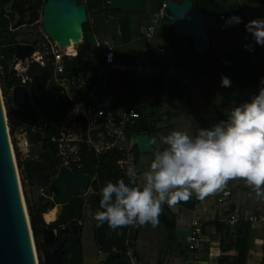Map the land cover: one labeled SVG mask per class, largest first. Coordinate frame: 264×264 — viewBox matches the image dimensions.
I'll return each instance as SVG.
<instances>
[{
  "label": "trees",
  "instance_id": "obj_1",
  "mask_svg": "<svg viewBox=\"0 0 264 264\" xmlns=\"http://www.w3.org/2000/svg\"><path fill=\"white\" fill-rule=\"evenodd\" d=\"M79 5H84L87 8L90 21L83 26L84 34L82 37H77L80 46L79 54L76 51L71 52L70 47L68 54L65 55L66 71L71 74L85 72L87 68V60L90 61L92 47V36L98 31L95 26V21L98 16L103 15L104 18L117 17L120 41L123 43L131 40L132 26L129 20L130 14L121 13L110 9V0H77ZM149 0H145L146 10ZM183 0H175L182 2ZM193 9L202 13L205 16L207 25L208 45L209 48L203 54H196L193 43L191 46H184L182 43L186 37H177L174 32V26L167 31L170 40L168 41L170 49L175 56L178 57V63L181 60H193L195 66L199 69V77L196 83L198 91L204 100L202 107H193L200 126L210 128L214 124L227 120V114H223L218 109V106H212L209 102L210 92L213 88L228 90L238 94L252 92L257 95L259 92L260 81L264 78V52L263 47L256 45L253 38L246 31L245 25L252 20L264 18V0H239L241 8L239 10H230L227 8L225 0H192ZM163 0L156 2L155 13H159ZM44 0H0V87L2 96L5 101L8 123L11 127L10 133L13 135L16 128L19 126L33 125L43 118L47 122L45 132L43 134L28 131V136L33 142H37L40 147L37 159L27 158L21 159L17 151V167L20 172L21 184L23 189L24 200L27 208V213L30 220V226L38 253L50 250L56 243L57 239L52 244L43 242V231L47 228L59 227L60 225L73 223L77 220L78 223L82 220L86 202L83 197L84 193H80L77 197L72 198L66 205L62 206L61 215L51 226H47L43 221V214L55 207V202L45 199L40 194V189H43L49 195L56 196L57 191L51 186L52 182L57 177L59 170L64 168L62 157L57 151V144L52 142V138L58 135L59 125L71 107V102L61 95L59 88L53 83L49 77V85L46 88L45 94L40 98L38 105L35 106H19L16 107L12 102L11 90L19 85H22L21 78L13 71V61L15 56V47L19 44H30L35 49L39 48L37 42L25 43L19 42L17 30L21 27L37 26L35 23L40 18L41 8ZM145 13V12H144ZM240 14L243 16L245 23L231 30H220L218 28L219 15L221 14ZM169 22L170 19L165 17ZM214 25V29L212 27ZM10 28L14 29L11 31ZM217 36L216 43L212 41V34ZM248 38V39H247ZM43 39V38H42ZM253 42L256 45V55L252 59L246 45ZM59 47V44L55 45ZM115 52V51H114ZM115 54V53H114ZM145 55L148 62L156 69V73L151 76H136L132 72L123 73L119 69L108 68L104 77H99V83L105 82L108 93H125L128 95H136L143 92L149 96L160 95L164 102L168 105V109H160V115L156 117V123L149 126L148 112H141L139 102L135 100L130 102V107L134 108L139 113V118L134 125H130L125 129L126 138L132 135L138 136L148 134L153 143V155L156 151H162L166 145L161 143V136H167L171 128V118L178 110L177 101L184 93L189 91L190 83H184L176 77L170 76L166 62H162L155 55V49L151 43L145 41ZM134 63V61H133ZM100 64H104L100 61ZM98 70V66H95ZM45 69L39 64L32 62L29 64L26 71V76L32 78L35 75H40ZM48 74L50 75V71ZM182 72H187L191 75L192 71L186 70L183 65ZM226 76L231 81L230 87L221 86V77ZM92 81L95 78H91ZM192 80V79H191ZM192 83V81H191ZM29 84V83H27ZM209 88V91H207ZM124 99H119V102ZM188 103L189 100L187 99ZM191 104V103H190ZM120 106H123L121 104ZM117 105L112 106V111L116 112ZM173 110V114H172ZM164 118V120L162 119ZM164 121V124H162ZM166 122V124H165ZM16 126V128H15ZM138 147L134 145L130 151L126 149L113 148L99 155L89 148L86 144H80V168H71V171L88 175L91 179L90 188L93 193L88 196L89 212L93 215L99 209V201L101 199L100 189L109 181L113 182L117 179L128 180L127 174L120 169L119 162L127 161L129 157L133 158V163L138 160ZM130 180V179H129ZM134 186H138L135 180ZM207 197V196H206ZM216 210L214 221L204 222L202 224L203 232L208 230L214 231L220 238V256L216 259L217 264H246L249 250V231L251 224L241 220L230 228L227 224L220 222L223 217L224 205L220 200L221 194L213 192L208 195ZM199 198L192 195L187 201H181L175 206L180 207V211H193L198 204ZM161 208L171 218V225L164 227L160 222L157 224L165 230V244L169 245L178 240L177 224L179 219L176 215L170 216V207L164 203ZM257 216L264 215V204L260 211L256 212ZM259 214V215H258ZM243 218L244 215L240 213ZM185 227L190 225V221H185ZM80 234L82 225H80ZM150 226H125L116 231L110 229L105 222L100 227H97L95 221V240L99 248L108 256L103 264H127L129 257L128 251L132 248V242L137 241L140 230ZM60 229V228H58ZM133 229L132 233L129 231ZM61 241L64 245L65 254L63 257L64 264H80V251L74 242V237L68 233L61 235ZM188 249V248H187ZM194 252V251H190ZM40 264H43L40 262ZM264 264V259L262 261Z\"/></svg>",
  "mask_w": 264,
  "mask_h": 264
},
{
  "label": "clouds",
  "instance_id": "obj_2",
  "mask_svg": "<svg viewBox=\"0 0 264 264\" xmlns=\"http://www.w3.org/2000/svg\"><path fill=\"white\" fill-rule=\"evenodd\" d=\"M245 28L256 45L264 46V18L249 21ZM260 85L258 94L233 107L226 121L199 128L194 136L179 130L161 136L166 147L154 153L149 170L142 173V187L124 179L107 182L100 189L101 210L93 213L97 227L105 222L113 231L155 227L162 204L172 207L193 194L203 199L236 178L264 200V78ZM221 86L230 87V79L222 76Z\"/></svg>",
  "mask_w": 264,
  "mask_h": 264
},
{
  "label": "water",
  "instance_id": "obj_3",
  "mask_svg": "<svg viewBox=\"0 0 264 264\" xmlns=\"http://www.w3.org/2000/svg\"><path fill=\"white\" fill-rule=\"evenodd\" d=\"M110 9L121 13H141L145 0H110ZM164 11L172 20L177 37H190L196 54L208 50V34L205 16L193 9L192 0L169 2ZM88 23V12L77 0H47L43 7L42 26L53 44L72 39L74 43L84 34L83 26ZM35 48L30 44L15 47V58L19 61L29 59ZM45 56V50H42ZM49 85V74L45 69L40 75L31 78L28 85H19L12 89V102L16 107L37 106ZM153 119L149 120L151 127ZM136 146L142 154L153 152L152 141L148 134L136 137ZM126 183L130 180H125ZM115 183V181H113ZM88 175L79 174L68 168H62L51 186L57 191L54 198L56 205L64 206L72 198L90 188ZM62 224L59 230L47 228L43 231V242L52 244L53 248L43 252V264H64L65 254L61 235L68 233L80 251V226L77 220ZM159 222L169 227L170 220L161 208ZM51 226L52 223H45ZM34 238L30 220L21 194L17 167L15 165L10 143L5 110L0 93V264H37L35 258Z\"/></svg>",
  "mask_w": 264,
  "mask_h": 264
},
{
  "label": "crops",
  "instance_id": "obj_4",
  "mask_svg": "<svg viewBox=\"0 0 264 264\" xmlns=\"http://www.w3.org/2000/svg\"><path fill=\"white\" fill-rule=\"evenodd\" d=\"M157 1L158 0H149L148 1L147 12L142 14L143 15V17H142L143 21H146V23L150 22V19L154 18V16L157 14V13H155V10H154V9H156V2ZM225 2H226L225 6L227 8H229L230 10H239V8H241V4H240L239 0H225ZM141 13H126V14H130L129 20L131 21L132 29H133V26L135 25V23L140 19ZM109 18H112V17H109ZM206 27H207V25H206ZM212 27L214 29L215 26L212 25ZM119 33H120V30H119ZM145 35L146 34H143V33L140 35V37L136 36V35L134 37L132 35L131 40H129L125 43L120 41L118 47H116L114 50L115 51L114 52L115 53V63L113 66H111V68L119 69L123 73L132 72L136 76H147V75L140 74L137 71V64H136V63H138L139 60H141V59L143 60V58H145V61L147 60L146 55H145V41L147 39H146ZM249 35L251 36L250 33H249ZM216 40H217V36L213 33L212 34L213 43H216ZM139 41L144 43L143 44L144 47L142 48V50L140 52H138V47H137V49L135 47V50L133 48V46H135L136 42H139ZM147 41L149 43H151V41H149V40H147ZM77 44H79V42H77L75 45L77 46ZM249 45L251 46V51L249 52L250 57L252 59H254L255 55H256V49H257L256 45L253 42H249ZM120 48H124V50H125L124 52H126L127 55L129 54L128 57L134 56L132 58L133 60H131V61H134L133 66H132L133 69H132V67H131V70L125 69L126 64L123 65L120 63V62H122L120 60V54H119ZM61 50L63 51V49H61ZM65 50H67V49L65 48ZM73 52L74 51H72V53ZM263 52H264V47H263ZM64 54L66 55L68 53L64 52ZM69 54H71V53L69 52ZM155 55L157 57H159L157 54H155ZM100 61L103 62V56H101L100 59H98L97 64L95 65V66H98V68H99L98 70H96L95 66L92 65L90 63V61L87 60L86 71L82 72V73L86 76L91 77V78H96L98 75H102L100 77H104V74L106 71V70H104V67H107V66L105 64H100ZM181 61H182L181 63H178V57L174 56L173 57V67L168 68V71L175 74L176 76L174 75L173 77H176L177 79H180L177 76H178V74L182 73L181 70L183 69V65L186 67V70L192 71V67L190 66V64L187 65V63L183 62V61H187V60H181ZM146 62L148 63V60ZM125 63H128V62H125ZM134 64H136V65H134ZM107 68H110V67H107ZM134 70H136V71H134ZM183 73H185L188 77L191 76L187 72H183ZM192 73L193 72H191V74ZM169 75L172 76L170 73H169ZM190 82L191 81H189V83ZM192 84L190 83V87H189V91H188L189 92L188 94L189 95L191 94V96L195 94V90L197 92H199L195 88L196 83H194L192 81ZM99 91H101L100 95L117 97L119 105L124 104V103H128V105L130 106V102L134 101V97H133L134 94L133 95H128L125 93H110L109 94L108 90L106 88L105 82L101 83ZM139 94H143V92L140 91ZM143 95H145V94H143ZM187 98L189 100V97H187ZM119 99H124V101L122 100V102H119ZM201 101L192 100L191 104L193 105V107H202L204 105V100H201ZM243 103L244 102H241L239 104L236 103L233 107L241 105ZM211 105L213 107L215 105L218 106V103L213 102V103H211ZM177 111H175L176 114L173 115V130H180V127L183 125L179 122L181 119V117H179L180 111L179 112H177ZM189 113H193L192 115H193L194 122L192 124L189 123L190 124L189 129H191V131H190V133L188 132V135L194 136L196 134L197 129L203 128V127H202V125L200 126L194 109L192 111H190ZM149 116H150L149 120L153 119L154 123L157 122L158 119L154 118L152 116V114H149ZM162 119H164V118H162ZM149 120H148V123H149ZM153 121H152L151 127L154 124ZM189 124H187V125H189ZM18 136L19 135H17V137ZM22 136L23 135H21V137ZM136 137L137 136L132 135L130 138H126L124 144L126 146L127 151H130V149H132V147L134 145H136ZM25 138L27 139L28 146L26 147L23 144H21L20 146L17 147L21 159H27V158L37 159L38 155H39V151H40L39 144L37 142H33L31 140V138H29V136H27ZM152 145H153V143H152ZM149 159H151L150 162H152V160L154 159L153 152L149 153V154H142L139 152L138 160H137L136 164L133 163V158L129 157L128 160L124 161V164L120 166V169L125 171V173L127 174V177L130 179V181H131V179L135 180L137 182L138 186H141L144 183V181L141 182V180H143L142 173L145 172L146 170H149V167L146 168V170H137L136 169V170H134V173L132 172L133 175H131V176L128 175V173L130 172V167H132V166L135 168L138 165L143 166V164H145L144 166H146V163H148ZM225 185H227L230 188V191L228 194L223 193L224 192L223 187L221 189L215 191L216 194H221L219 202L221 201L223 204L225 203L224 205H226L225 208L223 209L224 215H223L222 219L225 217V214H226L225 211L227 209L229 210L230 213H236V214L242 213L244 216L254 215L256 217H264L263 214H260V215L258 214L259 216H257V214H256V212H258V211H260V209H262V206L264 204V200L256 197L255 193L252 191V189L249 186H247L245 184L244 180L239 179V178L232 179V180H229ZM193 195L196 196L195 194H193ZM221 199H223V200H221ZM56 206H58V205H55V207ZM55 207L53 209L48 210V211L49 212L53 211L55 209ZM61 212H62V206H60L59 214L57 215V217H55L54 219H52L51 221H48V222L45 219H43L44 223H53L61 215ZM188 212L196 213V214L190 215V217H189V216H187L189 214ZM44 214H46V212ZM87 214L88 215H85V211H84L82 220L79 222V224L82 225V231H83V227L85 224H87V223L93 224L94 242H95V245L97 246V249H98L97 253L101 256H104V261H102V263H101V264H103V262L106 261L108 255L105 252H103L99 248V246L97 245L96 240H95V220L93 219V215L91 213H87ZM165 214L168 217V219L170 220V225H171V218H169V215L166 212H165ZM173 215H176V217L178 219H180V217L184 215L185 218L188 221H190V225L185 227V229H184V231H185L184 236L182 238L178 237L177 241L172 242L169 245H166L165 244V240H166L165 230L162 229L161 227H159L158 225H156L155 227L150 225V226L140 230L137 241L132 242V248H130L128 251V257L130 259V262L128 264H217L216 259L221 254L220 249H219L220 238L218 235H216L214 233V231L208 230L207 232H203L201 244L199 246V249L195 252H190L187 249V243H186L187 236L189 235V233L191 231V222L193 220H199L201 222V224H203L204 222H208V221H214L215 216H216V210L214 208V205L211 202V198H209L207 196V197H204L203 199H199L198 204L196 205V207L193 211L183 212V211H180L179 206H172V207H170V216L173 217ZM42 218H43V216H42ZM254 224H255V222L251 223V229L249 231V239H248L249 250H248L246 264H262V261L264 259V238H260L258 241L255 238L254 242L253 243L251 242V231H252V229L254 230V228H253V226H255ZM259 225H260L261 230L264 229V223L263 222L260 221ZM164 227H166V226H164ZM227 228H230V225H227ZM82 231H81V234H82ZM132 231H133V229H131L129 231V233H132ZM81 234H80V237H81Z\"/></svg>",
  "mask_w": 264,
  "mask_h": 264
},
{
  "label": "built area",
  "instance_id": "obj_5",
  "mask_svg": "<svg viewBox=\"0 0 264 264\" xmlns=\"http://www.w3.org/2000/svg\"><path fill=\"white\" fill-rule=\"evenodd\" d=\"M47 0H44V4ZM169 2H175V0H163L159 13L154 17L163 19L167 17L164 7ZM110 3V2H108ZM41 8L40 18L35 23L41 29L40 34L44 40L42 48H36L33 55L25 60L19 61L14 56L12 69L18 77L21 78L22 85H28L31 81L26 76L28 65H25L31 60L39 64L46 70L50 71L49 77L53 83L59 88L61 95L65 96L70 102L71 107L67 111L63 120L59 125V132L57 136L52 138V142L57 144V151L62 157L64 167L71 170V168H80V144L84 143L89 148L93 149L96 154H103L113 148L126 149L124 144L125 129L134 125L139 118V113L136 109L131 108L128 103H124L120 106L117 97L98 95L101 91L98 79L102 75H98L94 81L91 77L84 75L82 72L75 74L68 73L66 71V59L65 54L61 48L56 47L53 44L48 35L44 32L42 26V14L43 7ZM168 18V17H167ZM235 18H239V22H236ZM93 24V21L88 18ZM245 23V20L240 14H221L219 15L218 28L220 30H231L239 28ZM156 19L152 20V23L148 25L146 31V39L150 40L155 33ZM11 31L14 29L10 28ZM42 50H45L46 55H42ZM159 57H164L166 50L159 48L155 52ZM142 59L138 61L137 71L141 70ZM115 63V54L112 47L107 48L104 51V64L107 67L113 66ZM147 63V62H146ZM148 74L154 75L156 69L148 62ZM94 79V78H93ZM46 91V89H45ZM12 95V90H11ZM104 96V97H103ZM117 105L116 112L112 111V106ZM47 122L40 118L33 125L19 126L16 128L15 138L17 139V145L28 146L27 139L28 131L43 134L45 132ZM15 133V132H14ZM19 135V137H17ZM21 135H23L21 137ZM10 138V137H9ZM11 143V138H10ZM124 162H119L118 165H123ZM224 194H228L230 188L227 185L223 186ZM40 194L45 199L54 202L55 196L47 194L46 191L40 189ZM225 217L220 222L227 225H234L241 220L254 223L261 221L264 223V217H256L254 215L244 216L240 214L230 213L227 209L225 211ZM203 236L202 224L199 220H193L191 222V231L187 236L186 243L189 251H197L201 244Z\"/></svg>",
  "mask_w": 264,
  "mask_h": 264
},
{
  "label": "rangeland",
  "instance_id": "obj_6",
  "mask_svg": "<svg viewBox=\"0 0 264 264\" xmlns=\"http://www.w3.org/2000/svg\"><path fill=\"white\" fill-rule=\"evenodd\" d=\"M181 1V0H179ZM155 2V1H154ZM153 2V3H154ZM148 5V4H147ZM155 6V5H154ZM147 8V7H146ZM148 9V8H147ZM147 9L140 14V19L135 23V25L133 26V36H139L143 33L146 34L147 31V27L148 25H150L152 23V20L156 19V24H155V33L153 35V37L149 40L151 41V44L153 45L154 49L156 50L155 52L158 51L159 48H164L166 50V54L164 57H157L158 59H160L162 62H166L167 63V67H173V57L175 56V54L173 53V51L170 49L168 41L170 40L169 36L167 35V31L171 28V25L173 26V22L170 19L171 22H169L168 20H166L165 18L160 19L159 17L157 18H151L150 22L146 23V21H143V13L147 12ZM88 18H89V14H88ZM147 20V19H146ZM95 21V26L96 29L98 31L97 34L92 36V47H90L89 51L91 53V59H90V63L92 65H96L98 59H100L101 56L104 55V51L109 48L112 47L114 50L116 47H118L119 42H120V33H119V22H118V18L117 17H112V18H104L103 19V15L98 16V18ZM142 21V22H141ZM148 24V25H147ZM41 29L39 28V26H28V27H21L17 30V35L19 36V42H25V43H31V42H37L38 46L40 48H42L43 44L45 43L44 40L41 37L40 34ZM183 41H186L184 43H182V45L184 46H191L192 44V38L190 37H186L183 39ZM76 43L73 42L72 39H68L67 41H63L60 42L59 44V48L63 49V52H67L68 53V49L70 47L71 48V52L72 51H76V54H79L80 52V44H77V46L75 45ZM143 42L139 41L136 42L135 46H133L134 50L135 47L137 49L138 47V52H140L142 50L143 46ZM65 48L67 50H65ZM124 48H120L119 49V54H120V60L122 62H120L121 64L125 65L126 67L125 69L131 70V67L133 66V60L132 58L134 56H129L126 54V52H124ZM128 58V59H127ZM125 59V60H124ZM147 61V60H146ZM145 61V58H143V61L141 63V70H140V74L143 75H147L150 76L148 74V65ZM179 61V60H178ZM128 62V63H125ZM184 63L190 64V66L192 67V74L190 77H188L185 73H181L178 74V78H180L181 81L188 83L189 81H197L198 77H199V69L197 66L194 65L193 60L189 59L187 61H183ZM29 63H31V60L26 63L25 65H28ZM138 65V63H136ZM134 64V65H136ZM107 67H104V70L107 71ZM133 69V67H132ZM105 71V73H106ZM127 71V70H126ZM136 71V70H134ZM172 76H174L175 74H173L172 72L168 71ZM137 73V72H136ZM176 76V75H175ZM192 79V80H191ZM191 83V82H190ZM192 84V83H191ZM193 85V84H192ZM195 85V84H194ZM195 88L198 90L197 86L195 85ZM209 91V88L208 90ZM0 93H1V97H2V101H3V106H4V110H5V117L7 120V128H8V133H9V137L11 138V147H12V153H13V159L15 162V165L17 167V151H18V145H17V139L15 138L16 135V131L15 133H13V135L10 133L11 131V127L9 126L8 123V117H7V111H6V107H5V101L4 98L2 96V91H1V87H0ZM101 93V92H100ZM100 93L98 95H100ZM187 93H184L180 99H178L177 101V105H178V111H180L179 117H181L180 119V123L183 124L180 127L179 131H183L186 132L188 134V132L190 133L191 129L190 128V124L189 123H193L194 119H193V113H189L190 111H192L193 109L191 108L190 103H192V100L195 101H201L203 100L200 93L197 92L195 90V94L191 96V94L189 95ZM212 96L208 95V100L211 103L215 102L218 103V109L224 113V114H229L230 110L233 108V106L237 103H241V102H250L251 98L254 96V94L252 92H245V93H241L238 94L236 92H232V91H228V90H222L219 88H213L210 92H207V94H210ZM189 95V96H188ZM134 100L139 104V110L141 112H148V114H152V116L154 118L161 116L160 115V109H164L167 110L168 109V105L164 102V99L162 97H160V95L157 96H149V95H143V94H137L133 96ZM187 97H189V103L187 101ZM202 102V101H201ZM172 114H173V110H172ZM151 116V115H150ZM164 120V119H163ZM171 128L173 129V118H171ZM156 122V121H155ZM154 123V121H153ZM164 124V121L163 123ZM166 124V122H165ZM189 124V125H187ZM16 128V126H15ZM15 134V135H14ZM19 137V136H18ZM19 153V151H18ZM151 159L148 160V163H146V166H144L145 164L142 165H138L136 168L135 167H130V172L134 173V170H146V168L150 167V162ZM142 166V167H141ZM147 171V170H146ZM17 176L19 179V186H20V190H21V194L23 196V202L25 204V200H24V195H23V189H22V184H21V177H20V172L19 169L17 167ZM141 182H143V180H141ZM83 197L85 199L86 202V208H85V215H88L87 213L89 212V204H88V196L90 194L93 193V190L91 188H89L87 191L82 192ZM223 200V199H221ZM25 209L26 208V204H25ZM59 209L60 206H56L55 209L53 211H48L46 212V214L43 215V219H45L47 222L51 221L52 219H54L55 217H57V215L59 214ZM187 216L190 217V215H194L196 213H190ZM88 217V216H87ZM185 221H188L185 216H181L178 224H177V235L178 237L182 238L184 236V229H185ZM260 221L255 222V226H253L254 230L252 229L251 231V242L253 243L255 238L257 239V241L260 238H264V229H260V225H259ZM93 224H85L83 227V231L81 234V245H80V264H101L102 261H104V256H101L97 253V246L95 245L94 242V237H93ZM34 247H35V258H36V262L37 264H40V262L43 263V254L42 253H38L36 246H35V242L33 243ZM130 262V259L128 260V263ZM127 263V264H128Z\"/></svg>",
  "mask_w": 264,
  "mask_h": 264
},
{
  "label": "flooded vegetation",
  "instance_id": "obj_7",
  "mask_svg": "<svg viewBox=\"0 0 264 264\" xmlns=\"http://www.w3.org/2000/svg\"><path fill=\"white\" fill-rule=\"evenodd\" d=\"M58 228H59V227H57V226L54 227L55 230H59ZM53 246H54V245H53Z\"/></svg>",
  "mask_w": 264,
  "mask_h": 264
}]
</instances>
